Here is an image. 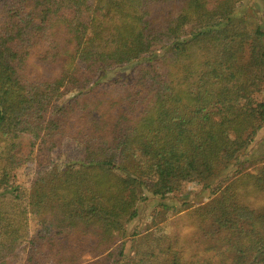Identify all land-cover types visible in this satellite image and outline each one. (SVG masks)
<instances>
[{
  "label": "trees",
  "instance_id": "16d2710c",
  "mask_svg": "<svg viewBox=\"0 0 264 264\" xmlns=\"http://www.w3.org/2000/svg\"><path fill=\"white\" fill-rule=\"evenodd\" d=\"M239 2L0 0V264H264V23ZM67 138L87 158L54 165ZM189 183L212 198L127 255L139 204Z\"/></svg>",
  "mask_w": 264,
  "mask_h": 264
},
{
  "label": "rangeland",
  "instance_id": "374dc122",
  "mask_svg": "<svg viewBox=\"0 0 264 264\" xmlns=\"http://www.w3.org/2000/svg\"><path fill=\"white\" fill-rule=\"evenodd\" d=\"M263 0H240L238 4V13L243 12L247 17L249 28H254L255 25L264 23L263 10L261 9ZM254 14V16H252ZM255 17V18H253ZM107 81H126L128 80V70L125 68H119L111 73ZM257 99L264 100V91L258 94ZM67 97L63 99L65 102ZM247 157H251V161H256L254 159H261L264 155V125L263 128L256 135L254 142L250 145L247 151ZM87 156L83 152V149L73 140L64 139L61 146L54 150L51 159L54 165L63 164L66 162L79 163L81 160L86 159ZM257 159V160H258ZM240 161H244L241 158ZM37 172V171H36ZM35 173V167H29L19 173L18 183L22 184L23 187L28 190L30 186V181ZM212 198L209 189L202 190L200 186L194 183L182 184L179 191L172 193L167 199H159L155 197L148 196L145 201L139 204L138 216L131 223L126 225V235L125 241V252L127 255H132L130 252L132 233L134 231H139L141 234L149 229L165 233H170L176 226L184 225L189 221V216L187 211L188 208L196 207L201 204L207 203L209 199ZM168 206V209L161 206V204ZM35 220L33 217L29 218V233L33 232L35 229ZM176 231V230H175ZM119 244V243H118ZM23 254L17 264L24 263Z\"/></svg>",
  "mask_w": 264,
  "mask_h": 264
}]
</instances>
